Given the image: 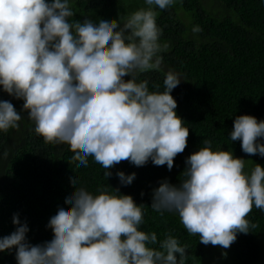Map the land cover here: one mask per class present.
Segmentation results:
<instances>
[{
  "label": "clouds",
  "instance_id": "1",
  "mask_svg": "<svg viewBox=\"0 0 264 264\" xmlns=\"http://www.w3.org/2000/svg\"><path fill=\"white\" fill-rule=\"evenodd\" d=\"M174 3L145 0L147 8L126 18L94 23L71 19L69 0H0V86L24 101L45 143L69 146L77 168L93 157L107 178L122 161L142 167L151 160L171 171L189 137L171 95L181 75L169 70L163 92L150 91L149 81L138 77L161 67L160 53L169 44L159 42L156 9ZM201 31L192 28L194 34ZM22 118L10 101L0 100V131L19 129ZM261 139L264 120L236 116L230 140H239L245 154L264 157ZM202 143L186 158L178 185L165 179L153 190L151 208L178 213L190 236L228 249L238 233L256 227L247 219L253 207L264 211V166L255 164L248 172L247 160L231 150H213L209 140ZM116 176L130 185L136 173ZM71 183L69 207L58 208L48 222L50 241L29 243L27 224L14 214L16 230L0 237V252L15 248L17 264H185L186 246L177 238L167 234L158 241L155 232L140 230L146 205L119 189L101 187L94 194L76 188L74 177Z\"/></svg>",
  "mask_w": 264,
  "mask_h": 264
},
{
  "label": "trees",
  "instance_id": "2",
  "mask_svg": "<svg viewBox=\"0 0 264 264\" xmlns=\"http://www.w3.org/2000/svg\"><path fill=\"white\" fill-rule=\"evenodd\" d=\"M75 15L83 22L126 18L132 12L147 8L145 0H69ZM157 25L162 29L159 42L168 43L160 53L159 70L139 75L149 81L150 91H164L165 74L172 70L181 75V82L171 95L177 102L176 113L189 128L187 147L174 159L171 171L167 166H155L151 160L142 167L122 161L106 177V169L88 158L87 167L78 161L68 145L45 143L34 131V123L23 109L24 101L2 90L0 100L10 101L23 117L19 129L0 131V237L16 230L12 218L18 214L26 223L29 243L42 244L53 238L47 227L58 208L69 207L65 199L76 188H86L99 194L119 189L134 201L146 205L140 230L155 232L158 241L167 234L186 246L185 264H264V211L253 207L247 219L256 225L248 234L238 233L228 249L200 243L198 235H189L178 213L151 208L153 190L161 181L178 185L184 179L185 160L203 147V140L212 142L213 150H231L233 155L247 160L245 170L255 164L264 166V157L247 155L241 142L230 140L236 116L252 115L264 120V0H175L159 10ZM123 24V19H121ZM122 26V25H121ZM199 26L202 31L193 33ZM130 79V77H125ZM159 85V88L156 86ZM264 143V139L260 140ZM7 153V155H5ZM136 173L130 185H122L117 172ZM113 189H112V188ZM143 193V195H142ZM158 246V245H157ZM16 249L0 252V264H17Z\"/></svg>",
  "mask_w": 264,
  "mask_h": 264
}]
</instances>
